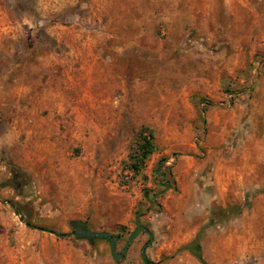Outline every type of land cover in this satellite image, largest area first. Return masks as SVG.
I'll list each match as a JSON object with an SVG mask.
<instances>
[{
    "label": "rangeland",
    "instance_id": "obj_1",
    "mask_svg": "<svg viewBox=\"0 0 264 264\" xmlns=\"http://www.w3.org/2000/svg\"><path fill=\"white\" fill-rule=\"evenodd\" d=\"M138 215L150 264H264V0H0V264H144L71 235Z\"/></svg>",
    "mask_w": 264,
    "mask_h": 264
},
{
    "label": "trees",
    "instance_id": "obj_2",
    "mask_svg": "<svg viewBox=\"0 0 264 264\" xmlns=\"http://www.w3.org/2000/svg\"><path fill=\"white\" fill-rule=\"evenodd\" d=\"M134 146L129 154V163H128V170L133 172V174H139L143 164L155 151V144H154V131L148 125H142L135 133L134 136ZM164 176V175H162ZM9 186H20L22 181L21 179L15 175L8 181ZM169 187V186H168ZM156 196L152 194L151 196L149 193L145 194V197L150 198L153 202V197ZM142 215V214H141ZM26 223L29 224V221L25 219ZM113 234V233H112ZM118 238L120 237L119 234H114ZM181 248L186 249L189 251L197 260L200 262L203 261L201 245L197 237L191 239L187 244L183 245ZM151 261L148 259V264Z\"/></svg>",
    "mask_w": 264,
    "mask_h": 264
},
{
    "label": "water",
    "instance_id": "obj_3",
    "mask_svg": "<svg viewBox=\"0 0 264 264\" xmlns=\"http://www.w3.org/2000/svg\"><path fill=\"white\" fill-rule=\"evenodd\" d=\"M165 189H168V186L165 185ZM153 203H156L155 197H153ZM149 210H146L148 212ZM139 215L135 217V228L128 235L124 246L120 251L116 250L117 239L116 236L108 231H94L90 230L87 227V222L82 220H72L70 221V226L72 227L71 235L74 239H88L89 241H93L94 239H107L110 246V253L114 259H123L125 253L127 252L131 241L139 235L140 232H146L148 235V239L140 248V254L143 259L144 264H148V257L146 255L147 246L153 241L154 234L151 230H149L145 225H142L139 221ZM49 232L53 233L54 231L50 230Z\"/></svg>",
    "mask_w": 264,
    "mask_h": 264
},
{
    "label": "flooded vegetation",
    "instance_id": "obj_4",
    "mask_svg": "<svg viewBox=\"0 0 264 264\" xmlns=\"http://www.w3.org/2000/svg\"><path fill=\"white\" fill-rule=\"evenodd\" d=\"M159 184L162 185L163 184V180L162 181H159ZM165 186V185H164ZM143 233H146V232H143ZM147 234V233H146ZM117 239V237H116Z\"/></svg>",
    "mask_w": 264,
    "mask_h": 264
},
{
    "label": "crops",
    "instance_id": "obj_5",
    "mask_svg": "<svg viewBox=\"0 0 264 264\" xmlns=\"http://www.w3.org/2000/svg\"><path fill=\"white\" fill-rule=\"evenodd\" d=\"M186 243V242H185Z\"/></svg>",
    "mask_w": 264,
    "mask_h": 264
}]
</instances>
